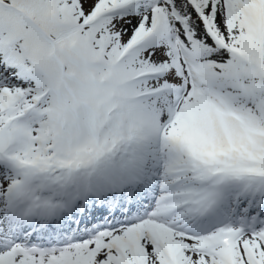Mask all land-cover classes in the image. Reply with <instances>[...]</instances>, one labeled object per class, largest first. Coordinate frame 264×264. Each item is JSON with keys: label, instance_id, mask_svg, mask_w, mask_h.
<instances>
[{"label": "snow or ice", "instance_id": "snow-or-ice-1", "mask_svg": "<svg viewBox=\"0 0 264 264\" xmlns=\"http://www.w3.org/2000/svg\"><path fill=\"white\" fill-rule=\"evenodd\" d=\"M0 264H264V0H0Z\"/></svg>", "mask_w": 264, "mask_h": 264}]
</instances>
